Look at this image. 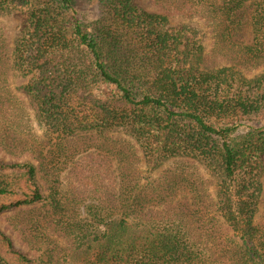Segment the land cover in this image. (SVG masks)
I'll return each mask as SVG.
<instances>
[{
    "label": "trees",
    "instance_id": "trees-1",
    "mask_svg": "<svg viewBox=\"0 0 264 264\" xmlns=\"http://www.w3.org/2000/svg\"><path fill=\"white\" fill-rule=\"evenodd\" d=\"M92 1L103 15L86 25L71 20L77 0H0V14L28 22L11 47L0 25V81L12 68L29 76L23 91L46 135L21 148L11 138L25 161L0 163V215L46 202L39 179H51L57 213L58 171L100 150L116 168L100 170L111 182L85 206L87 226L52 222L84 248L77 264H264V0H185L219 63L165 14ZM143 161L172 166L147 176ZM1 247L30 263L0 233V264H12Z\"/></svg>",
    "mask_w": 264,
    "mask_h": 264
},
{
    "label": "rangeland",
    "instance_id": "rangeland-1",
    "mask_svg": "<svg viewBox=\"0 0 264 264\" xmlns=\"http://www.w3.org/2000/svg\"><path fill=\"white\" fill-rule=\"evenodd\" d=\"M134 2L138 8L144 11L167 15L170 19L169 27L187 26L197 30L196 39L204 45L206 57L212 62H222L221 50L213 49L214 34L209 26L194 14V10L190 12L188 9L192 1L185 3V0H134ZM102 15V9L97 2L77 0L71 20L87 25L98 21ZM27 24V14L24 12L0 14V25L6 31L9 47L20 37ZM249 39L248 36L247 40ZM263 70L261 69L259 72ZM28 81L29 76L23 75L13 68L0 81V88L3 92L0 105L4 106L0 109V163L3 164L25 161L19 158L20 152L18 151H20L21 145L24 143L37 144L46 138L44 129L36 117V112L23 91V87ZM2 138L6 140L2 142ZM11 138L20 147L13 153L8 150ZM128 140L131 139L128 138ZM81 142L82 140L75 141L71 147L80 148ZM132 143L135 144L133 141ZM99 151L96 155H94L96 152L94 149L79 154L68 162L66 168L58 171L60 183L56 188L60 192L56 199L61 203L62 208L57 213H54L51 207L52 192L49 189L52 186L51 179L43 181L39 179L38 183L43 195L47 198L46 202L30 209H13L0 215V233L10 239L13 245L12 251L26 257L30 261L29 264H77L75 254L81 253L84 248L78 246L75 236H67L63 231H60L62 225L55 226L52 222L53 219H57L61 224L87 226L85 206L91 202L96 203V197L99 195L96 190L100 193L101 189L110 186L108 181L111 182V179H106L105 182L99 180L100 170H109V174L112 176L111 173L116 168V160L113 159V156L110 155L106 158L105 153L99 155ZM153 165H155L154 162L146 165L143 161L140 167L145 175L150 176L151 172H154L155 175L158 170L172 166L169 162L153 170ZM199 168L205 176L203 169L200 166ZM18 188L24 189L26 186L21 183ZM21 193L19 191V194ZM6 201L8 202V200ZM0 203L2 202L0 201ZM262 211L264 212V205ZM3 251L1 247V253L5 257ZM9 259L6 258L8 262L16 264L14 259L11 257Z\"/></svg>",
    "mask_w": 264,
    "mask_h": 264
}]
</instances>
